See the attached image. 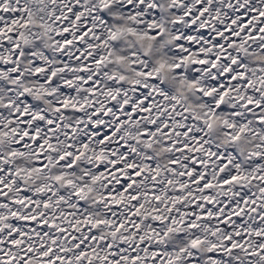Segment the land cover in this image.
I'll return each instance as SVG.
<instances>
[{"label":"snow or ice","instance_id":"snow-or-ice-1","mask_svg":"<svg viewBox=\"0 0 264 264\" xmlns=\"http://www.w3.org/2000/svg\"><path fill=\"white\" fill-rule=\"evenodd\" d=\"M0 264H264V0H0Z\"/></svg>","mask_w":264,"mask_h":264}]
</instances>
